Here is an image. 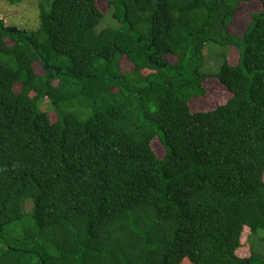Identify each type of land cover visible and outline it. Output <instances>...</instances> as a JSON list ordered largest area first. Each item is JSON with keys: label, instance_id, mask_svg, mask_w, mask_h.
Segmentation results:
<instances>
[{"label": "trees", "instance_id": "1", "mask_svg": "<svg viewBox=\"0 0 264 264\" xmlns=\"http://www.w3.org/2000/svg\"><path fill=\"white\" fill-rule=\"evenodd\" d=\"M38 5L0 21V264H264L237 255L264 229V0H108L100 29L96 0ZM207 42L236 62L202 72ZM205 78L230 97L192 112Z\"/></svg>", "mask_w": 264, "mask_h": 264}, {"label": "rangeland", "instance_id": "2", "mask_svg": "<svg viewBox=\"0 0 264 264\" xmlns=\"http://www.w3.org/2000/svg\"><path fill=\"white\" fill-rule=\"evenodd\" d=\"M38 1L39 0H23L12 4L7 0H0V21L3 22L4 28L11 31H36L40 25ZM107 1L108 0H96L97 6L104 13V17L101 19L100 25L98 26L99 29L102 27L118 26L116 20H114L109 14L110 11L108 10ZM259 10L260 5L256 2L241 5L235 12L234 17L228 26V31L241 34L250 21L251 13ZM220 51H224L227 54V58L231 63L236 62L237 53L232 47H226L221 50L218 45L207 42L202 51V72L213 73L217 71L219 65L217 54ZM164 58L169 62L175 60L174 57L169 55H166ZM118 64L122 72L132 69V65L125 57H122ZM35 70L39 74H43V70L38 63L35 64ZM150 71L151 70L149 69H143L144 74ZM53 83L55 84L56 81ZM202 84L205 88L204 96L189 101V106L192 112L198 110H211L230 97V93L220 87L212 78H205L202 81ZM18 90L19 87L16 86L15 91ZM49 116L51 117V120L55 119L53 112L50 113ZM151 147L157 157L160 158L163 156V148L156 139L151 142ZM19 229L20 225L17 222L4 226V231L9 235H18ZM244 244L247 249L242 248L240 252L238 251V256L247 257L251 250V252L264 257V229H257L254 233L250 234Z\"/></svg>", "mask_w": 264, "mask_h": 264}]
</instances>
